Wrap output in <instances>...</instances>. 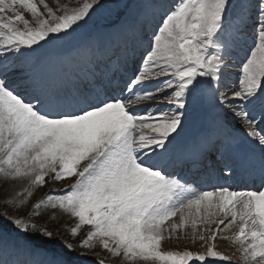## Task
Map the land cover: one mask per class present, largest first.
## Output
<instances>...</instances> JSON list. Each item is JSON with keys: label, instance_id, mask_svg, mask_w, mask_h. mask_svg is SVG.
Here are the masks:
<instances>
[{"label": "snow or ice", "instance_id": "1", "mask_svg": "<svg viewBox=\"0 0 264 264\" xmlns=\"http://www.w3.org/2000/svg\"><path fill=\"white\" fill-rule=\"evenodd\" d=\"M41 3L46 13L35 0H0V178L22 185L5 203L26 212H0V264H77L97 245L121 264H237L218 250L221 238L237 244L243 264H264V0H170L154 27L141 22L140 61L119 82L101 67L116 54L101 43L74 54L86 71L55 79L40 71L56 61L38 49L71 37L103 6ZM237 50L243 56L230 86ZM20 58L35 70L13 79ZM198 98L210 99L259 148L258 160L240 158L244 176L259 180L256 190L219 182L237 176L235 160L208 190L170 171L173 144ZM46 178L68 183L27 211ZM50 209L75 219L63 231L88 230L75 243L60 239L32 219ZM181 231L198 247L164 250ZM57 244L64 251L50 256Z\"/></svg>", "mask_w": 264, "mask_h": 264}, {"label": "rangeland", "instance_id": "2", "mask_svg": "<svg viewBox=\"0 0 264 264\" xmlns=\"http://www.w3.org/2000/svg\"><path fill=\"white\" fill-rule=\"evenodd\" d=\"M35 2L40 6L41 11L46 13V9L43 7L41 0H35ZM44 2H46L50 7H52L55 10L57 9L58 5L66 6L69 9L73 7H77L83 3V0H44ZM169 2L170 0H101L103 6L95 11V13L92 15V18L88 21L87 24H84L80 29H78L75 33H73L71 37L59 40L61 44L67 45L71 49L69 54L66 55L50 54L48 52L49 44L46 45L44 48L38 49V52L45 58L51 57L50 59H56V61L62 62L61 64H64V62L61 60H65V62L67 63L66 65H68V67L70 63L71 70H67V67L65 66L64 67L65 72L62 73V75H64L65 73L68 72L75 74L87 70L86 67L83 65V62L79 58L75 57L74 54L77 52V50L82 49L86 45H90L92 43H101L106 46H111L116 54L104 58L101 62V67L104 68L105 71H107L109 74H111V71L114 70L113 76L115 78L117 77L118 80L117 79L116 80L119 82L122 77L126 79L128 76L132 74L133 70L137 67L141 58L142 49L140 48L139 42L136 38L137 36H141L142 32L140 30L139 32H137L136 29L137 26H132V27L129 26L131 24L133 25L136 23L138 24L139 27V24L141 25V22H147L151 27H154L155 22L160 19L162 6L167 5ZM137 5L142 6V10H144L143 13H140L139 11H134L135 6ZM23 11L26 19H29L30 21H34V18L32 17L30 12H28L27 10H23ZM128 36H133V38ZM242 56H243V52L237 50L232 57L234 61V63L230 64V71L232 73V76L230 80L226 82L230 86L235 82L236 74L239 71V58ZM138 57L139 60L138 62H136ZM104 62H108L109 64L104 66L103 64ZM128 66H130L129 69H127ZM15 67L20 71H16L11 74L13 79H19L24 74L35 70V69L32 70L33 69L32 63L30 60L26 58L18 59L16 61ZM73 69H75V71H72ZM76 70L78 72H76ZM40 71L45 73L50 78L53 79L56 78L55 71H53L50 67L46 65L41 66ZM120 71H122L125 74H123L122 76L120 74L121 73ZM221 90L226 91L227 89H221ZM218 111L219 110L213 106L210 99L198 98L195 104L193 105V110L189 122L185 126L184 132L176 138V140L180 139L179 141L181 142V145L179 144V142L177 143V141L174 142L172 155L177 151H184V149L186 150L187 148H183L181 150H176V149L177 148L179 149L180 147H186V138L192 136L195 132L205 133L206 130L210 129L211 131H215L216 129L219 131V132L216 131L218 132L216 136L217 140L220 139L219 138L220 135H222V137H225L226 134L228 135V138H230L229 135L231 136V134H233V130L237 133L243 134L241 128L236 126L235 122L232 123L228 122V120L231 119L230 117L225 119L224 116L218 115ZM221 131L224 132L220 133ZM237 138H239V136H237ZM249 145H252V151H254L253 153L257 155V153H259V150L258 148H256V145L254 144H249ZM196 173H198V171L194 173V176ZM46 179H48V184L46 187L37 186V188L34 190V195L30 198L28 202L27 211H31L32 204L36 203L38 199L42 198L43 195L48 191V189L52 187L64 188L65 184L68 183V181H65L58 184H54L50 180V178H46ZM13 185L17 186L18 188L16 191H13L14 189L13 188L12 189L13 192L10 193L9 189H11ZM21 187L22 185L19 182L9 181L6 184L4 179L0 178V210L2 212H8L9 214L26 216V212L19 204L13 206L11 204L5 203V198L7 197L8 199H11L14 193L19 192L21 190ZM195 187L200 189L203 188L204 186L202 187V185H196ZM5 188H7V191H4ZM246 190H248V188ZM56 214H58L60 217L63 218L61 224L58 227H50V225L46 224L45 222H43V224L44 226L48 227L50 230L58 231L60 239L66 240L69 243H75L80 239V237L83 236L84 232L88 230V226H82L79 235L73 236L70 232L63 231V229L70 228L75 223V219L63 212L59 214L56 211H52L51 216L49 217L53 218V216ZM32 219L34 222H39L40 217H33ZM54 220H56V218ZM173 220L178 222L179 216L173 218ZM198 226L201 228L203 227L202 225H198ZM212 227H215V225H213ZM235 230H236L235 227H233L231 231H226L221 235L222 237H230L231 233L234 232ZM191 231L192 230L189 225L187 229L188 236L191 235ZM217 244H218V250L231 255L233 259L237 261V264H243L241 254L237 251V249L239 248L236 243L232 242L230 239L221 238L220 240L217 241ZM55 247L58 249L59 253L64 251L59 244L55 245ZM196 247H198V244H193L191 239L185 236L183 231L179 233V238H177V233H173L172 238L165 239L162 242V248L164 250L182 251L185 248L195 249ZM56 254L57 253L49 252L50 256ZM73 259H77V258L73 257ZM98 259H104L106 261V264H121L119 258H113L106 250L102 249L98 245L93 250L89 251L87 255L77 259V264H97ZM223 264H227V262H223Z\"/></svg>", "mask_w": 264, "mask_h": 264}, {"label": "bare ground", "instance_id": "3", "mask_svg": "<svg viewBox=\"0 0 264 264\" xmlns=\"http://www.w3.org/2000/svg\"><path fill=\"white\" fill-rule=\"evenodd\" d=\"M138 6V7H137ZM137 6H135V8H134V11H139L140 13H143V11L144 10H142V6H140V5H137ZM136 7H137V9H136ZM140 7H141V10H140ZM136 9V10H135ZM135 35H138V34H135ZM134 35V36H135ZM131 37H133V36H131ZM136 46V45H135ZM238 53V52H237ZM236 57H237V55H236ZM51 58V57H50ZM49 58V59H50ZM55 58V57H54ZM64 59V58H63ZM51 60H54V61H56V59H51ZM138 60H139V57L137 58V62H138ZM61 61H63L64 62V64H61L62 62H60V61H56L55 63H51V64H46V66H48V67H50L53 71H55V77L56 78H59L61 75H62V73L63 72H65V69H64V67L66 66L67 67V70H71L70 69V63H69V67H68V65H66L67 63L65 62V60H61ZM113 62V61H112ZM104 64V66L105 65H108L109 63L108 62H104L103 63ZM51 65V66H50ZM32 67H33V69L32 70H34V66L32 65ZM48 69V68H47ZM72 71H75V69H73ZM76 72H78L77 70H76ZM68 73H71V72H68ZM213 125H215V124H213ZM214 127H216V126H214ZM233 128V127H232ZM234 129V128H233ZM215 131H218V130H216L215 129ZM233 133H234V130H233ZM210 136L208 135V134H204V136H202L201 137V139L200 140H194L193 141V146H192V148L193 147H195V148H190V150H192V151H183L184 153H186L189 157H193L194 156V153H196L199 149H201V145H203V143H205V142H207L208 144H210L209 142V140H208V138H209ZM233 139H234V141H237L238 140V138H237V136H233ZM180 140V139H179ZM178 139L177 140H175V141H177V143L179 142V144L181 145V142L179 141ZM196 142H198V143H196ZM201 142H203L202 144H201ZM242 144H244V145H246V146H248L249 145V143H247V144H245V142L243 141V143ZM177 145V144H176ZM255 145V144H254ZM188 146V145H187ZM227 147H228V154H227V156H226V158H224V159H219V157L218 158H216L215 159V161H219L221 164H223L224 163V161H226V159H230V160H232L233 158H234V156L232 155V154H230V150H233L231 147H229L228 145H227ZM181 149H183V148H185V147H180ZM207 148L208 147H205V149L202 151V153H201V156L203 155L204 157H208V158H203V160L200 158V159H197L196 161H195V163L193 164V166H192V168H190V169H187L188 171H190L189 172V174H188V172H186V178H188V180H190V179H196V184L195 185H192L193 187H195L196 185H202V187H203V184H204V181L203 180H201V178L202 179H204L205 180V182H207L208 180H206L205 178H203V177H201L200 178V176L199 175H201V172H202V170L203 169H213L214 167H213V162L211 163V159L209 158V153L207 152ZM254 148V147H253ZM256 148H258V147H256ZM256 150V149H255ZM258 150H259V148H258ZM254 152V151H253ZM258 152V151H257ZM252 155H254V157L258 160V158H259V153H257V155L255 154V153H253ZM207 160V161H206ZM205 161H206V163H205ZM195 168H197V170H195ZM200 169V170H199ZM196 171H198V173H196L195 174V176H194V173L196 172ZM227 174V173H226ZM188 175V176H187ZM220 175V174H219ZM218 175V176H219ZM194 176V177H193ZM213 178H216V176H215V174H213ZM214 184H216V183H214ZM243 185H245V184H243ZM15 185H13V187L11 188V189H9L10 191V193L11 192H13V191H16L17 190V186H15ZM14 188V189H13ZM196 188V187H195ZM12 189H13V191H12ZM198 189V188H197ZM237 251L240 253V251H239V249H237ZM241 254V253H240Z\"/></svg>", "mask_w": 264, "mask_h": 264}, {"label": "trees", "instance_id": "4", "mask_svg": "<svg viewBox=\"0 0 264 264\" xmlns=\"http://www.w3.org/2000/svg\"><path fill=\"white\" fill-rule=\"evenodd\" d=\"M52 211H56L59 214L61 213L58 210H48L47 215L43 216L42 218L40 217L39 222H41V223L45 222L46 224L50 225V227H58L61 224L63 218L60 217L58 214L54 215L53 218H50L49 216H51ZM0 212H2V211L0 210ZM56 216L59 218H57ZM55 218H56V220H54ZM54 221H56V222H54ZM49 248L51 249L50 252L57 253V254L59 253V251L55 247V245H49Z\"/></svg>", "mask_w": 264, "mask_h": 264}, {"label": "water", "instance_id": "5", "mask_svg": "<svg viewBox=\"0 0 264 264\" xmlns=\"http://www.w3.org/2000/svg\"><path fill=\"white\" fill-rule=\"evenodd\" d=\"M51 52H56L58 54H66L69 52V49L66 46H60L58 40L53 41L50 46Z\"/></svg>", "mask_w": 264, "mask_h": 264}]
</instances>
